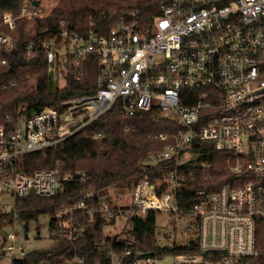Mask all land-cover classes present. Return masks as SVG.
Masks as SVG:
<instances>
[{
    "label": "built area",
    "instance_id": "built-area-1",
    "mask_svg": "<svg viewBox=\"0 0 264 264\" xmlns=\"http://www.w3.org/2000/svg\"><path fill=\"white\" fill-rule=\"evenodd\" d=\"M46 15L40 1L30 0L0 13V89L19 82L17 71L8 79L4 72L18 63L35 65L39 57L57 88L69 77L91 74L95 84L57 104L20 105L15 117L7 114L0 122V200L7 195L3 201L11 206L0 211L15 214L17 197L51 196L88 178L85 171L59 165L26 170L29 153L62 144L116 100L126 116L156 106L178 128L151 135L164 145L152 153L149 170L116 195L88 187L60 202L54 226L47 215L43 238L73 241L97 216L107 221L104 227L120 220L125 226L130 218L168 212L185 222L186 249L169 243L130 256L129 248L108 240L99 246L106 264H156L164 248L173 250L172 264H264V247L256 241L258 221L264 222V0H158L150 19L126 8L106 32L79 31L61 18L58 29L19 47V24L31 27ZM32 57L34 64L20 63ZM22 73L30 78L29 69ZM194 141L223 153L230 181L213 190L196 188L195 201L184 210L180 192L195 179V169L212 165ZM7 221L12 231L0 228V256L22 258L29 252L28 233L14 231L21 224L17 217ZM191 240L197 241L194 247L188 246Z\"/></svg>",
    "mask_w": 264,
    "mask_h": 264
},
{
    "label": "trees",
    "instance_id": "trees-1",
    "mask_svg": "<svg viewBox=\"0 0 264 264\" xmlns=\"http://www.w3.org/2000/svg\"><path fill=\"white\" fill-rule=\"evenodd\" d=\"M22 1L0 0V13L17 11ZM157 2L158 0H129L125 5L117 3L118 6L113 13L96 5V1L57 0L51 11L37 20L35 25L26 27L23 21L19 24L17 32L19 47L30 40H36L38 35L46 36L49 31L58 29V21L61 18L64 19L66 26L79 31L95 28L98 32H106L116 23L121 10L134 8L140 19L148 20L150 14L155 12ZM25 70V66L18 63L13 65V71L2 74L8 79L15 77L17 71L18 77L17 73L16 77L19 80L14 87L0 89V122L2 123L6 122L7 114L15 117L20 105L30 107L34 104H57L64 98L87 92L95 84L91 74L80 80L69 77L64 87L57 88L46 73L45 63L41 57L35 65L29 67L30 75H32L29 81H27L28 78L22 77V72ZM126 126H128L127 131L124 130ZM177 128L175 121L165 117L156 106L126 116L122 111L120 100H116L105 113L91 122L83 131L58 146L46 149L45 153L32 152L25 157L26 170L53 168L59 165L64 171H85L88 175L87 180L83 183L67 185L62 191L51 196L27 195L15 198V214L0 211V228L2 221L15 216L23 222L24 230L27 231L29 222L36 220L41 214L51 217L50 226L52 227L55 207L62 201L75 199L82 190L92 187L96 192L103 193L109 185L124 181L126 188L129 187L135 179L149 170L148 164L143 163L144 156L164 145L163 141L151 135L159 131L170 133ZM94 133H99V136L93 137ZM193 145L204 159L211 161L212 165L206 171L195 169V179L189 180L188 186L180 192L179 202L184 210L195 201L196 188L213 190L222 183L230 181L227 177L223 153L214 150L209 143L194 141ZM101 158H104L106 163L97 167L93 161ZM106 223L102 216H97L78 238L73 241H64L65 246L61 251L48 253L32 250L22 258L13 259L11 264H42V262L106 264L107 256L99 249V246L105 245L108 240L112 241L117 248H129L130 256L137 252H147L158 248L155 212H149L144 217L128 219L123 231L111 234L110 237L104 233ZM256 241L258 246L264 247L262 220H259L257 224ZM196 244V240H191L188 246L194 247ZM173 249L181 251L186 249V246L173 244Z\"/></svg>",
    "mask_w": 264,
    "mask_h": 264
},
{
    "label": "rangeland",
    "instance_id": "rangeland-1",
    "mask_svg": "<svg viewBox=\"0 0 264 264\" xmlns=\"http://www.w3.org/2000/svg\"><path fill=\"white\" fill-rule=\"evenodd\" d=\"M87 2H94L96 1V5L101 6L104 10L109 12H115L116 7L118 4L125 5L129 0H84ZM42 10L46 13L51 11V8L56 5L57 0H40ZM29 69V67H25ZM30 72V71H29ZM32 75H30L31 77ZM23 77V75H22ZM30 78L27 79L29 81ZM63 83V80L60 79V84ZM127 131V130H126ZM154 151H150L146 156L143 158V163L147 164L148 162H153L152 153ZM97 167H100L102 164L106 163L104 158L100 160L93 161ZM124 182H120L118 184L114 183L109 185L105 193L108 195H116L121 190H126V184ZM4 199H8L7 195H3V199L0 200L1 203V210H10L11 206L9 202L3 201ZM9 219H6L1 222V227L12 231V226L10 225ZM48 224V217L46 214H41L38 216L36 220H31L28 224V236L29 239L26 243L27 248L29 251L31 250H39L45 251L48 253H56L63 249L65 246V242L60 239H54L53 241L43 238L46 234H48L47 229ZM124 229L123 220L116 221L113 225L110 224L109 226L104 227V233L106 236H110L114 233H120ZM23 222L21 224L14 226V231L23 232ZM185 222L181 219H174L168 212H157L156 213V240L160 246H165L166 244H176L182 245L186 240V231H185ZM192 237L193 232L189 231ZM125 234V233H124ZM164 254L163 257L156 261V264H172L173 258L172 253L173 250L170 249H163ZM13 255L7 253L4 257L0 259V264H11L12 263Z\"/></svg>",
    "mask_w": 264,
    "mask_h": 264
},
{
    "label": "water",
    "instance_id": "water-1",
    "mask_svg": "<svg viewBox=\"0 0 264 264\" xmlns=\"http://www.w3.org/2000/svg\"><path fill=\"white\" fill-rule=\"evenodd\" d=\"M38 3H39V0H32V4L37 5ZM34 62H35V59L33 57L30 58L28 61H26L24 58L20 59V63H22V64H26V63L34 64ZM32 192H33V190L31 189L30 193H32ZM0 234L4 235V229H2V231H0Z\"/></svg>",
    "mask_w": 264,
    "mask_h": 264
}]
</instances>
